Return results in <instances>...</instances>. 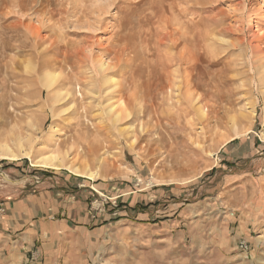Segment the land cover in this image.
<instances>
[{"label": "rangeland", "instance_id": "1", "mask_svg": "<svg viewBox=\"0 0 264 264\" xmlns=\"http://www.w3.org/2000/svg\"><path fill=\"white\" fill-rule=\"evenodd\" d=\"M164 15L172 22L180 17L189 32L195 27L208 35L203 46L197 35L196 47L185 53L190 85L176 83L173 90L167 85L163 95L158 71L173 72L177 65L172 57L178 55L167 50L168 43L158 50L159 35L166 33ZM60 50L72 56L55 68L59 74L63 71L61 79L72 77L68 80H73L79 104L86 107L85 138H80L75 116L63 120L52 115L55 100H48L41 85L45 58ZM98 57L109 62L122 58L111 71L117 90L98 97L96 107L88 105L91 97L78 79L95 74L91 62ZM263 58L264 0H0V133L16 123L26 127L29 115L42 126L41 142L56 124L61 144L79 136L71 156L80 150L88 159L97 144L106 161L101 168L93 165L104 177L91 180L64 168L33 166L27 158L0 160V199L18 197L43 183L48 171L116 185L126 193L113 198L96 190L91 203L96 218L103 211L100 202L106 200L104 209L114 205L110 198L116 199L115 208L131 203L135 209L127 208L126 221L94 232L93 258L88 257V246L73 243L58 264H264V87L258 75ZM145 82L151 83L148 88ZM98 83L96 90L103 93ZM172 91L174 100L166 103ZM132 94L134 116L114 125L106 106L130 102ZM179 97L187 109L184 117L175 108ZM199 107L210 123L200 119ZM42 143L36 145V155L56 148ZM226 157L231 165L224 164ZM5 163L24 170L6 168ZM0 208L2 216V203ZM237 226L244 228L251 251L239 247Z\"/></svg>", "mask_w": 264, "mask_h": 264}, {"label": "bare ground", "instance_id": "2", "mask_svg": "<svg viewBox=\"0 0 264 264\" xmlns=\"http://www.w3.org/2000/svg\"><path fill=\"white\" fill-rule=\"evenodd\" d=\"M166 12H167V10L165 8V14H166ZM164 16L166 18H165V21H164L163 25L166 26V28L164 29L166 33L163 34V35H159L160 38L158 39V50H160L159 47L161 46V44L168 43V48L169 49L167 48V50L168 51H177L176 54H178V55L177 56L174 55L172 57L174 65H177L176 69L173 72H170L167 69H166L165 72L164 71H158V75L160 77V82L159 83H161L160 84L161 85V89H160L159 93L161 92V94H163V95L165 94V88H166L167 85H169V88H171L173 90V85H175L176 83H178V84L187 83V85H188L190 82H192L193 78H191L192 76L188 72V69L190 67V65H188V63H189L188 61H189L190 58H188L185 55V53H186V51H191L193 49V46H195V44H193V41H194V39L195 40L197 39V35H198V38L201 39L199 41L202 42V46H203V41H206L204 39H206L207 35H208V34L206 35V33L203 32L201 28H200L201 30L200 29L196 30V29H194L195 27L192 28L193 29V30H191L192 33L189 32L190 28H188L186 25L184 26L182 24V22H179L181 19L179 17V21H178L177 20L178 16L175 19V22H172V18H170L169 16H166V15H164ZM162 19H164V17H162ZM170 21H171V24H170L171 25V29L169 30L167 24ZM122 25H123V23H122ZM192 25L189 24V26H192ZM126 28L127 27H125V29ZM210 35L211 34H209V37H210ZM213 35H211V36H213ZM118 37H119V40L124 41L122 36H118ZM130 37H132V36H130ZM125 38H127V36ZM132 38H134V37H132ZM129 40H131V38ZM214 40H215V38H214ZM214 40L212 39V41H214ZM197 41H198V39H197ZM127 46H128V42H127V39H126L125 48H124L125 50L127 49ZM131 46H133V45H131ZM47 48L48 47H46V49ZM133 49H135V48H133ZM200 49H201V47H200ZM137 51H138V49H137ZM179 51H181V52L179 53ZM45 52H46L47 55H49L50 50L49 51L46 50ZM54 54L56 56L53 57L52 59L45 58L44 67H43V70L41 72V77H40L41 78V83H42L41 85L44 88V90H46L47 93H48V96H47L48 100H50V101L53 100V99L55 100L54 103L56 105H52V115L55 118L56 117L57 118H62L63 120H66V119H68V118H70L72 116H75L79 120V124H78L79 127H77V128H80L78 130L79 131L78 133L80 135H82V136H80V138H85L84 136H85V134H87L86 132H88V129L86 127V123L84 122V120L86 121L89 118V117L88 118L86 117L87 119L85 118V112H87V111H84V110H85L86 107H85V105L83 107V105L79 104L80 102H79V99L77 98L76 92L72 88V81L73 80L72 81L68 80L69 78L72 79V77L69 76L67 79H61L63 71H62V73L60 72L61 74H59L58 70L55 68V66L59 65V63L61 64L62 61L66 62V63L70 62L71 61L70 58L72 56L71 57L68 56L69 54L68 55H61V54H63L61 52V50L60 51H55ZM87 54H88V52H87ZM82 56H84V55H82ZM87 56H89V55H87ZM121 58L122 57H117V58H115L116 61H112V62L105 61V60H103L102 58H99V57L98 58H92V62H91V63H93L92 64L93 66L91 65L92 66L91 67L92 68V74L94 72H95V74L92 75V76H83L82 78L78 79L79 80L78 84H80V85H82L84 87V93H86L87 96L89 95L91 97L90 101L88 103L89 106H92V104H94L97 107L98 105H100V103L97 102L98 97L100 98L101 95H103V94H110L111 92H114L115 89L117 90L116 87H118V82L114 79V75H111V71L115 70L118 67L119 62H121ZM81 60H82V62H86L87 57H82ZM195 63H197V62H195ZM79 67L81 68V66H79ZM136 68H137V66H136ZM93 69H94V72H93ZM131 72L133 73V71H131ZM133 75H135V74L133 73ZM137 75H138V73H137ZM258 75L260 76L259 80H260V84L262 85V89H263V87H264V62H262L261 65L258 68ZM164 77H166V80H164ZM98 80L101 81V84H102V87H103L102 88L103 89L102 90L103 93H100L99 91L96 90V88H98L97 86H99L98 85L99 84ZM194 82H196V81H194ZM146 84H147L146 87L148 88V86L151 83H149V85H148V83H146ZM145 90H147V89H145ZM152 92H153V90H152ZM118 93L121 94L122 93V89L119 90ZM86 95H84V96L86 97ZM166 96H168V100H166L167 101L166 103H169V101L173 99V96H174L173 91L168 93V94H166ZM111 97L109 96L110 100H111ZM131 97H132V100H130V102H125V104L114 102V103H111V104L106 106V108L108 110V113H109V114L108 113L107 114H108V116H110V119H111V121H112V123L114 125L119 126L121 123H123V121H127L129 118H132V116H134L135 111L133 109H135L134 108V102H135L136 98H135V96L133 94L131 95ZM179 98H178L177 101H178V104H180V105L179 106L175 105L177 107H175V106L174 107L177 108V110L180 112L179 116L182 117L184 114H186L185 112L187 111V109L183 106L181 98L180 99ZM104 100H106V99H104ZM57 104H58V106H57ZM0 105H2L1 102H0ZM161 107L163 108L164 106L162 105ZM88 109L91 110L90 108H88ZM99 110H101V108H99ZM104 110H105V108H104ZM196 110H197V113L200 115V119L201 120L208 121V123L211 122L210 117H208V114H206L204 112V108L203 107H199ZM3 111H2V108L0 106V114H2ZM252 111H254V110H252ZM140 112L141 113L145 112V109L141 110ZM138 113H139V110L137 111V114ZM250 114L252 115V113H250ZM31 119L32 118L29 115L25 119L24 125H26V127L25 126H21L18 123H16L8 131L6 129V131H3V132L0 133V160L18 161V160H21L23 158H27V159H30L31 162H32V165L36 166V167H41V168H45V169H53V170H61V169L64 168L65 170L67 169V170H69V171H71V172H73V173H75L77 175L86 176L87 178H91V179H96V178L98 179V177H104L103 174L100 171V168H101V166L106 164V161H105V157L102 158V155L100 156V153H99L100 150L98 149L97 146H95L97 144H95L91 148V153H90L91 155H89L88 159L85 158L86 156L84 157V156H82L80 154V153H82V151L79 153L80 150H78V153H77L78 155L75 154V156H71L70 152L73 151V149H75L76 146L79 144L77 142V140H78L77 138L79 136L75 137L77 140L75 138L73 139L72 137L70 139H65V140L63 139L64 142L61 144V140H58L59 136L61 137V135H60V131H58L57 128H56V124L55 125L53 124L54 126L50 127L49 132L47 134V139H44V136L42 138L43 139L42 142H46L47 141L50 144L52 149H54L53 147H56V148L54 150H52V151L50 150L48 152H42V150H41V152L38 155H36L34 153L35 149H36V145L42 143L41 142V138L38 135V133H39V131H40L42 126L40 124L36 123V122H33ZM178 122H180V121L178 120L177 123ZM1 125L2 124L0 123V127H1ZM98 125H100V124H98ZM156 125H159V122H157ZM206 126H208V125L206 124ZM98 128H103V127H102V125H100V126H98ZM88 136H89V133H88ZM262 136L264 137V129L262 130ZM62 145L65 146V147L62 150H60V146H62ZM48 149H49V146H48ZM96 163L100 164L99 165L100 166L99 169H93V165L96 164Z\"/></svg>", "mask_w": 264, "mask_h": 264}, {"label": "crops", "instance_id": "3", "mask_svg": "<svg viewBox=\"0 0 264 264\" xmlns=\"http://www.w3.org/2000/svg\"><path fill=\"white\" fill-rule=\"evenodd\" d=\"M232 162L226 157L224 164ZM12 164L4 166L24 170L22 165ZM48 172L43 183L28 188L20 196L0 199L6 211L0 216V264H58L64 262L62 258L73 243L88 246V257H92L96 251L94 232L126 221L127 208L135 209L131 203L118 208L109 204L96 218L91 210L96 190L113 198L124 197L126 193H121L116 185L91 184L60 171ZM244 234V228L237 226L236 237L240 242ZM243 240L250 243L248 237ZM249 245L251 251L252 244Z\"/></svg>", "mask_w": 264, "mask_h": 264}, {"label": "built area", "instance_id": "4", "mask_svg": "<svg viewBox=\"0 0 264 264\" xmlns=\"http://www.w3.org/2000/svg\"><path fill=\"white\" fill-rule=\"evenodd\" d=\"M110 200H112L113 203H114V205L117 206L116 199L110 198ZM105 202H106V200H104V201H102V202L99 203L100 206L102 204V208L100 210H102L104 208V206L106 205ZM1 210L2 209L0 208V211ZM240 246H241V249H243L245 252L250 251V245H249V243L247 241H244V240L241 241Z\"/></svg>", "mask_w": 264, "mask_h": 264}]
</instances>
